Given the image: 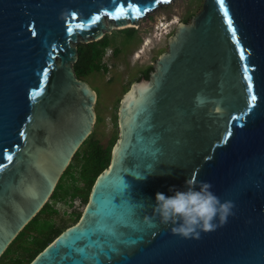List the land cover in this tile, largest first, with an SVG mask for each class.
Segmentation results:
<instances>
[{
	"label": "water",
	"instance_id": "1",
	"mask_svg": "<svg viewBox=\"0 0 264 264\" xmlns=\"http://www.w3.org/2000/svg\"><path fill=\"white\" fill-rule=\"evenodd\" d=\"M169 1L0 0V259L96 123L97 93L73 66L78 43ZM224 5L235 38L218 0L177 24L148 78L121 98L110 165L79 220L29 264H264V0ZM191 177L235 205L199 239L145 219L156 192Z\"/></svg>",
	"mask_w": 264,
	"mask_h": 264
},
{
	"label": "rangeland",
	"instance_id": "2",
	"mask_svg": "<svg viewBox=\"0 0 264 264\" xmlns=\"http://www.w3.org/2000/svg\"><path fill=\"white\" fill-rule=\"evenodd\" d=\"M205 0H171L162 2L159 7L147 13L146 16L131 26L136 29L133 36L121 29H113L109 33L111 46L108 47L103 62L107 64L108 71H93L86 77L88 84L97 93V102L94 110L97 115L91 133V139L99 140L104 147L111 144L112 140L119 136L118 129V108L124 93L131 87V84L139 79L143 71L154 66L158 57L167 51L168 39L175 32L179 22L192 21L194 15L198 14ZM109 23V22H108ZM110 24L111 21H110ZM114 48H118V54H114ZM142 51V52H141ZM139 53V57L137 56ZM139 78V79H138ZM118 139V138H117ZM88 144L81 147L84 152ZM78 175V168L73 170ZM66 175L62 182L69 187L71 179ZM78 187L85 189L83 181L77 182ZM60 193V192H59ZM62 193L59 194L61 196ZM51 207L57 210L52 217L57 225L67 222L72 225L76 215L84 209V201L78 196L70 201L61 200L59 197L50 200ZM48 217L47 213L41 214V220ZM36 228L42 230L46 225L39 220L34 222ZM29 239H19L11 246V250L1 261V264H9L16 255H22V251L30 245ZM27 256V255H26Z\"/></svg>",
	"mask_w": 264,
	"mask_h": 264
},
{
	"label": "trees",
	"instance_id": "3",
	"mask_svg": "<svg viewBox=\"0 0 264 264\" xmlns=\"http://www.w3.org/2000/svg\"><path fill=\"white\" fill-rule=\"evenodd\" d=\"M188 22V20H185ZM123 32H127L128 36H133L136 32L134 27H129L126 29H121ZM111 46L110 37L106 34L103 38L97 41H92L89 43H78V54L79 58L76 63H74V70L78 78H84L93 71H108V66L103 62L104 54L106 49ZM119 49L114 48V54H118ZM153 66L147 67L141 77L148 78L150 72L153 70ZM139 79V78H138ZM91 135L85 140L81 147L85 144H88V148L82 152L81 147L76 152L73 157L72 162L65 170L64 174L59 180V183L49 199V201L44 205V207L39 211V213L25 226L21 233L16 237V239L11 243L5 253L0 259L1 261L11 250V246L14 242L25 237V239L30 238V245L22 251V255H16L10 260L9 264H29L35 256L41 252L48 244H50L63 230H65L70 225L67 222H64L61 225L54 223L52 217L57 214L56 209H52L50 200L59 197L61 200H67V197L70 198V201L80 196L84 204L89 200V195L91 189L95 183V180L100 173L105 170L111 162L112 159V150L113 146L117 141V138L113 139L111 144L107 147H104L99 140L91 139ZM78 168V175L73 171ZM69 175L71 179L70 186L65 188L62 180L63 178ZM81 180L85 184V189L80 188L77 185V182ZM61 196H59L60 193ZM85 207V206H84ZM47 213L48 217L41 220V214ZM82 212H79L75 219L76 223ZM40 221L44 222L46 225L42 230L37 229L34 222ZM73 223V224H74ZM27 255V256H26Z\"/></svg>",
	"mask_w": 264,
	"mask_h": 264
},
{
	"label": "clouds",
	"instance_id": "4",
	"mask_svg": "<svg viewBox=\"0 0 264 264\" xmlns=\"http://www.w3.org/2000/svg\"><path fill=\"white\" fill-rule=\"evenodd\" d=\"M160 174L171 173L169 170ZM184 185L183 189L170 186L171 195L156 192L152 217L146 216L145 219L158 218L161 224L170 226L172 234L185 239H199L202 233L227 223L229 216L234 214V202L221 200L212 190L211 182L191 177L186 178Z\"/></svg>",
	"mask_w": 264,
	"mask_h": 264
},
{
	"label": "snow or ice",
	"instance_id": "5",
	"mask_svg": "<svg viewBox=\"0 0 264 264\" xmlns=\"http://www.w3.org/2000/svg\"><path fill=\"white\" fill-rule=\"evenodd\" d=\"M218 3L220 5L221 10L224 12V18H225V21H226V23L228 25V28L232 31L233 38H235V29L232 27L231 19L228 17V12H227V9L225 8L224 0H218ZM117 11L122 13L123 10L122 9H117ZM137 11H139V10L137 9ZM97 19H99V18L97 17ZM69 30H71V29H69ZM240 59L241 60L244 59V53H243L242 50L240 52ZM44 71L47 72V69H45ZM243 73H244V79L248 81V85H247L248 91L251 92L252 83H251V77L248 75V67H247V65L243 66ZM255 100H256V96L255 95H251L250 98H249V102L251 103V102H254ZM7 159L11 160V156H8ZM0 167H3V165H0Z\"/></svg>",
	"mask_w": 264,
	"mask_h": 264
},
{
	"label": "bare ground",
	"instance_id": "6",
	"mask_svg": "<svg viewBox=\"0 0 264 264\" xmlns=\"http://www.w3.org/2000/svg\"><path fill=\"white\" fill-rule=\"evenodd\" d=\"M130 26H131V25H130ZM116 28H117V27H114V29H116ZM141 52H142V51H141ZM139 53H140V52H138V55H137L138 57L140 56Z\"/></svg>",
	"mask_w": 264,
	"mask_h": 264
},
{
	"label": "crops",
	"instance_id": "7",
	"mask_svg": "<svg viewBox=\"0 0 264 264\" xmlns=\"http://www.w3.org/2000/svg\"><path fill=\"white\" fill-rule=\"evenodd\" d=\"M70 178V176H68ZM70 185V184H69ZM67 188V187H66ZM52 209H55L53 206H52Z\"/></svg>",
	"mask_w": 264,
	"mask_h": 264
},
{
	"label": "built area",
	"instance_id": "8",
	"mask_svg": "<svg viewBox=\"0 0 264 264\" xmlns=\"http://www.w3.org/2000/svg\"><path fill=\"white\" fill-rule=\"evenodd\" d=\"M107 50H108V48L106 49V52H107ZM106 52H105V54H104V55H106Z\"/></svg>",
	"mask_w": 264,
	"mask_h": 264
}]
</instances>
